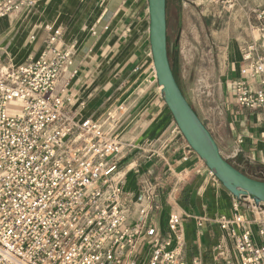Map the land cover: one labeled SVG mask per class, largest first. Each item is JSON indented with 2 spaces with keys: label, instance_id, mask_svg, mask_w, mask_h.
<instances>
[{
  "label": "built area",
  "instance_id": "built-area-1",
  "mask_svg": "<svg viewBox=\"0 0 264 264\" xmlns=\"http://www.w3.org/2000/svg\"><path fill=\"white\" fill-rule=\"evenodd\" d=\"M204 1L225 13L238 3ZM34 6L0 0V20ZM249 22L254 35L240 46L235 103L264 116V7ZM45 28L38 56L14 63L0 53V264H264V205L249 203L248 219L244 200L235 198L231 215L217 219L235 258L222 241L212 261L186 259L177 213L168 221L176 245L158 234L157 184H144L136 196L125 190L126 146L115 116L80 117L86 102L73 90L78 41L66 43L63 29Z\"/></svg>",
  "mask_w": 264,
  "mask_h": 264
},
{
  "label": "crops",
  "instance_id": "crops-1",
  "mask_svg": "<svg viewBox=\"0 0 264 264\" xmlns=\"http://www.w3.org/2000/svg\"><path fill=\"white\" fill-rule=\"evenodd\" d=\"M34 1V7L0 20L2 56L14 63L38 56L49 25L63 29L66 43L77 40L74 65L80 72L73 90L86 102L80 117L104 120L115 116V133L126 146L122 165L125 190L135 195L144 184H157L160 208L152 214L154 225L175 246L169 216L177 213L182 217L180 234L186 259L200 256L210 262L220 252L217 246L222 241L235 258L232 240L217 221L231 215L235 197L189 147L161 95L149 42L148 0ZM177 9L181 16L175 43L179 59L182 41L177 38L190 21L192 9L171 2L170 24L175 27ZM253 11L246 18L243 40L230 38L216 57L217 82L211 98L192 89L185 91L221 153L244 173L264 180V116L239 109L234 89L242 66L240 46L254 35L249 27ZM249 203L244 200L243 211L251 219ZM139 208V204L133 205L131 220L137 218ZM253 228L256 231V224ZM144 244L141 242V249Z\"/></svg>",
  "mask_w": 264,
  "mask_h": 264
},
{
  "label": "water",
  "instance_id": "water-1",
  "mask_svg": "<svg viewBox=\"0 0 264 264\" xmlns=\"http://www.w3.org/2000/svg\"><path fill=\"white\" fill-rule=\"evenodd\" d=\"M148 11L149 42L156 79L189 147L235 198L256 206L264 205V180L244 173L221 153L216 139L175 77L168 55L167 0H148Z\"/></svg>",
  "mask_w": 264,
  "mask_h": 264
},
{
  "label": "rangeland",
  "instance_id": "rangeland-1",
  "mask_svg": "<svg viewBox=\"0 0 264 264\" xmlns=\"http://www.w3.org/2000/svg\"><path fill=\"white\" fill-rule=\"evenodd\" d=\"M181 4L184 7L182 2ZM258 7H264V0H238L236 9L230 15L220 12V9L204 0H197L196 4L193 0L188 1L185 9L191 8L192 12L190 21L183 26L180 34L182 42L178 59L181 86L185 90L192 89L211 98L217 82L216 57L224 50L223 47L230 38L235 36L240 41L243 40L244 33L247 32L246 18ZM176 32L177 28L170 24L168 33L171 51L175 48ZM223 55L225 56L224 53Z\"/></svg>",
  "mask_w": 264,
  "mask_h": 264
},
{
  "label": "trees",
  "instance_id": "trees-1",
  "mask_svg": "<svg viewBox=\"0 0 264 264\" xmlns=\"http://www.w3.org/2000/svg\"><path fill=\"white\" fill-rule=\"evenodd\" d=\"M172 1L173 0H167V26H168V30H169V26H170V22H171L169 6H170ZM176 1H178L180 3V5H181V0H176ZM176 16H177V21H178V24H177V27H176L177 28V32L176 33L179 34V32L181 30V23H180L181 16H180V10L179 9H177V11H176ZM176 36H177V34H176ZM168 55H169L170 63H171L172 69L174 71L175 77H176L178 83L181 86V81H180L181 80V75H180V72H179L177 50H176V48H174L172 51L170 50L169 33H168Z\"/></svg>",
  "mask_w": 264,
  "mask_h": 264
}]
</instances>
